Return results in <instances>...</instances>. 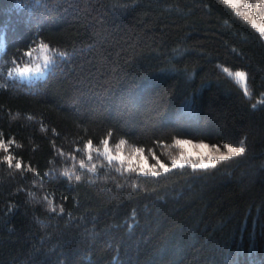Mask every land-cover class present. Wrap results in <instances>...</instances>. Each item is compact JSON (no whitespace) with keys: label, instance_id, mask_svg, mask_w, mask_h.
<instances>
[{"label":"trees","instance_id":"16d2710c","mask_svg":"<svg viewBox=\"0 0 264 264\" xmlns=\"http://www.w3.org/2000/svg\"><path fill=\"white\" fill-rule=\"evenodd\" d=\"M262 101L264 36L224 0H0V264H264ZM179 138L245 152L152 175L101 151Z\"/></svg>","mask_w":264,"mask_h":264},{"label":"rangeland","instance_id":"374dc122","mask_svg":"<svg viewBox=\"0 0 264 264\" xmlns=\"http://www.w3.org/2000/svg\"><path fill=\"white\" fill-rule=\"evenodd\" d=\"M235 2L240 4L239 11L248 14V18H246L245 16L242 17L247 19L251 24H253L252 21L255 20L256 25L254 24L253 25L260 31L259 26H264V0H235ZM234 10L238 13L237 9L234 8ZM40 56L41 58L36 59L34 62H32V64L30 63V64H25L23 66L13 67L10 71V75L26 80L45 76L46 73L48 72L50 63L47 65V67H45L44 58L46 57V55L40 54ZM37 66H39L40 71L35 70ZM25 67L31 69V71L21 75L18 70L23 69ZM237 71H242V70H237ZM177 140H186V141H191L192 143L181 146L176 144ZM200 143L208 145V148L202 149V148L194 147V145ZM213 145L215 144H211L202 140L179 138L176 139L172 144L162 147V152H164L163 153L164 159H162L161 154L158 156L155 153H151V152L147 153L144 150L142 152H137L136 151L137 149H142V148H140L139 146L128 144L126 142L122 145L120 144V142H118V144L108 145V148L110 150L111 155L123 156L125 158L124 162L128 166L131 165L138 169L141 166H143L146 172H152V171L162 170L161 168H159L158 161L159 163H163L168 167L173 165L172 162L174 159L180 160L182 158V154H183V158L189 161L188 163L199 164L201 158H203L206 161L208 159L207 154L211 153L213 157L212 163L214 164V162H216L215 156L219 155L220 153L226 152L227 150L223 146L215 145L216 148L219 149V152H217L216 149L213 148ZM101 149H102L101 151L104 153V145L101 146ZM169 150H171V153H169ZM153 165H155V168H153Z\"/></svg>","mask_w":264,"mask_h":264},{"label":"snow or ice","instance_id":"6c2138e0","mask_svg":"<svg viewBox=\"0 0 264 264\" xmlns=\"http://www.w3.org/2000/svg\"><path fill=\"white\" fill-rule=\"evenodd\" d=\"M36 2L37 3H46V0H36ZM224 3L227 4V5H230L231 7L235 8V9H237L239 15L245 16L246 18H248V14L247 13L239 11L240 4L235 2V0H224ZM252 23L254 25H256V21L255 20H253ZM259 27H260L261 33L264 34V26H259ZM42 47L47 48V45H42ZM59 55L60 56H65L67 54L61 52V53H59ZM44 59H45V67H47V65L49 63H51V56H46ZM35 70L36 71H40L39 66H37V68ZM18 71H19V73L21 75H23V74H26L29 71H31V69L25 67L23 69H19ZM225 71H227V69H225ZM228 74L231 77H233L235 82L243 88L244 95L246 97H248V98H251L252 93H251V90H250V88L248 87V84H247L246 73L243 72V71H235V72H229ZM261 103H264V101H262ZM257 106L258 105H253V108H256ZM102 143L104 145V153L103 154L106 156L108 162L111 164L113 160H118V161H120L121 165H123V162H124V159H125L123 156H121V155L113 156V155L110 154V150L108 148L109 141L107 139H105V140L102 141ZM124 143H125V141H123V140L120 141L121 145L124 144ZM191 143H192L191 141H186V140H177L176 141V144L181 145V146L186 145V144H191ZM85 147L90 150L91 147H92V142L89 141L85 145ZM194 147L203 149V148H208V145L200 143V144L194 145ZM223 147L227 151L223 152V153H220L219 155L215 156L216 160H226V159H229L232 156L241 155V154H243L245 152V148L243 146V141H241V146H239V147H233L231 144H225ZM213 148H215L216 151L219 152V149L216 148L215 145H213ZM136 151L137 152H142L143 149H137ZM207 155H208V159L206 161L203 158H201L200 163L199 164H193L192 167L193 168L199 167V168H202V169H207L208 167H215V164L212 163V159H213L212 154L208 153ZM91 159H92L91 154H89V160H91ZM5 160L8 162L9 166H12V160L9 157L6 156ZM188 162L189 161L187 159L183 158V154H182V158L180 160L174 159L172 163H173L174 167L175 166L183 167L184 163H188ZM158 164H159V168H161L164 172L169 171L168 167L165 164L159 163V161H158ZM14 166L17 169L21 168V164L18 161L15 163ZM80 166L84 167L83 160L80 161ZM153 168H155V165H153ZM91 170L92 171L96 170L95 165H92V169ZM117 170L119 171L120 169L118 168ZM126 170L127 171H137V169L132 168L131 165H129V168L126 169ZM138 171L139 172H144L145 168L143 166H141L138 169ZM151 174L152 175H159V173L156 172V171H152ZM79 178H80L79 176L76 177V179H79ZM61 211H63L62 208H61Z\"/></svg>","mask_w":264,"mask_h":264}]
</instances>
